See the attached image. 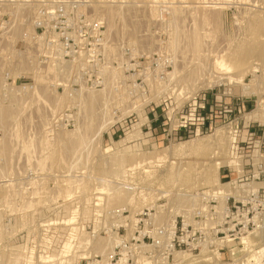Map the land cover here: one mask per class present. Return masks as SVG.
I'll list each match as a JSON object with an SVG mask.
<instances>
[{
    "label": "rangeland",
    "instance_id": "rangeland-1",
    "mask_svg": "<svg viewBox=\"0 0 264 264\" xmlns=\"http://www.w3.org/2000/svg\"><path fill=\"white\" fill-rule=\"evenodd\" d=\"M67 2L96 64L36 29ZM0 264H264V0H0Z\"/></svg>",
    "mask_w": 264,
    "mask_h": 264
},
{
    "label": "built area",
    "instance_id": "built-area-1",
    "mask_svg": "<svg viewBox=\"0 0 264 264\" xmlns=\"http://www.w3.org/2000/svg\"><path fill=\"white\" fill-rule=\"evenodd\" d=\"M79 7L76 2H67L41 8L36 29L43 32L45 38L46 36L51 38L48 37L52 46L58 43L67 58L79 59L84 66L96 64L99 61V39L102 37L103 27L98 20H91L82 14ZM206 105L204 103L198 105L195 102L188 109L189 115L202 122L201 127L207 119V111L210 113L214 111V108ZM183 118L186 119V116L183 115ZM194 119L193 121L196 122ZM194 125L187 124L186 120L182 121L177 131L179 134L181 132L192 134L193 131L189 127ZM199 130L200 127L196 128V131Z\"/></svg>",
    "mask_w": 264,
    "mask_h": 264
},
{
    "label": "bare ground",
    "instance_id": "bare-ground-1",
    "mask_svg": "<svg viewBox=\"0 0 264 264\" xmlns=\"http://www.w3.org/2000/svg\"><path fill=\"white\" fill-rule=\"evenodd\" d=\"M217 59V58H216ZM217 62L218 61H215L214 63L212 62V65L214 66L215 64H217ZM100 93V92H99ZM126 95V94H125ZM249 95V94H248ZM123 105V104H122ZM122 109V108H121ZM132 109V108H131ZM127 110V109H126ZM125 110V111H126ZM112 120V119H111ZM110 120V121H111ZM119 120V119H118ZM220 133V132H219ZM216 135V134H215ZM213 136V135H212ZM211 136V137H212ZM216 140H218V139H216ZM209 142V141H208ZM216 142H219V141H216ZM213 143H215V142H213ZM187 146L189 145V142L186 144ZM212 145V144H211ZM215 145H216V143H215ZM173 146V145H172ZM209 146V145H208ZM133 147H135V146H133ZM186 147V146H185ZM201 147H204V144H202L201 143V141H200V139H199V141H192V143L190 142V145H189V149H193V151H195V149H197V148H201ZM210 147H212V146H210ZM140 148V147H139ZM168 148V147H167ZM172 148V147H171ZM203 149V148H202ZM205 149H207V148H205ZM129 150V149H128ZM166 150H168V149H166ZM187 150H188V148H187ZM174 151V150H173ZM172 151V152H173ZM186 151V150H185ZM198 151V150H197ZM192 152V151H191ZM189 154V153H188ZM171 155V154H170ZM122 158V157H121ZM256 161V160H255ZM223 162V161H222ZM258 162V161H257ZM226 162H224V164H225ZM255 166V165H254ZM215 167V169L216 170H218L219 169V167L220 166H217V165H215L214 166ZM226 167V166H225ZM8 179V178H7ZM230 184H228L227 185V187L229 186ZM232 185H233V183H232ZM224 186H226V185H224ZM232 188V187H231ZM236 189H237V187H235ZM235 188L233 189V190H235ZM239 188V187H238ZM227 189V188H226ZM228 190V189H227ZM240 190V189H239ZM226 192V191H225ZM231 192V191H230ZM235 192H236V190H235ZM255 192V191H254ZM224 193V192H223ZM236 193H238V191L236 192ZM232 194H234V192L232 193ZM168 194L166 193H162V196H167ZM235 195V194H234ZM228 196H230V194L228 193V194H226L225 195V197H223V199L222 200H219L220 202L222 201V204H224V202H226L227 201V197ZM222 198V197H221ZM219 202V204H221ZM154 207V206H153ZM224 207V206H223ZM220 208V207H219ZM151 209V208H150ZM159 209H160V207H159ZM221 209V208H220ZM219 211H222V209L221 210H219ZM175 224V223H174ZM173 224V229H175V225ZM171 229V228H170ZM165 232V231H164ZM171 233H174V232H171ZM111 235V234H110ZM170 239V238H169ZM115 242V241H114ZM118 242V241H117ZM99 244V243H98ZM104 244V243H103ZM143 246V245H142ZM146 247V246H145ZM148 247V246H147ZM100 248V247H99ZM103 249V248H102ZM142 250V249H141ZM146 251V250H145ZM142 252H144V251H142ZM141 254V253H140ZM176 255H178V254H176ZM180 255V254H179ZM183 255V254H182ZM141 257V256H140ZM178 257H180V256H178ZM177 258V257H176ZM183 259H180V261H182ZM177 261H178V259H177ZM184 261V260H183ZM180 263V262H179Z\"/></svg>",
    "mask_w": 264,
    "mask_h": 264
}]
</instances>
